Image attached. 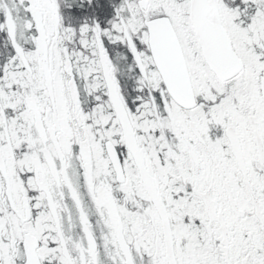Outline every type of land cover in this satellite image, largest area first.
Segmentation results:
<instances>
[{
	"label": "snow or ice",
	"instance_id": "1",
	"mask_svg": "<svg viewBox=\"0 0 264 264\" xmlns=\"http://www.w3.org/2000/svg\"><path fill=\"white\" fill-rule=\"evenodd\" d=\"M0 264H264V0H0Z\"/></svg>",
	"mask_w": 264,
	"mask_h": 264
}]
</instances>
